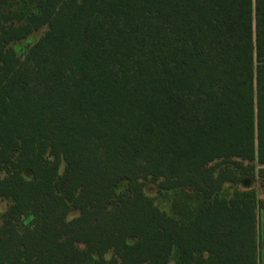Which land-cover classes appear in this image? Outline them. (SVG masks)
Masks as SVG:
<instances>
[{
  "label": "trees",
  "instance_id": "trees-1",
  "mask_svg": "<svg viewBox=\"0 0 264 264\" xmlns=\"http://www.w3.org/2000/svg\"><path fill=\"white\" fill-rule=\"evenodd\" d=\"M258 180L264 0H0V264H261Z\"/></svg>",
  "mask_w": 264,
  "mask_h": 264
},
{
  "label": "rangeland",
  "instance_id": "rangeland-1",
  "mask_svg": "<svg viewBox=\"0 0 264 264\" xmlns=\"http://www.w3.org/2000/svg\"><path fill=\"white\" fill-rule=\"evenodd\" d=\"M16 17L14 18V23H17L19 19H23V14L29 12V8L27 6H20L14 9ZM46 28L43 29L40 32H37L33 34L28 40L15 43L13 44V47L17 51L18 55L21 58H25L28 50L44 35L46 32ZM158 184L159 180L156 179H150L146 186V194L149 196H152L156 199V203L158 206H160L162 209L167 211L169 214H173L175 210V204L176 202H180L181 198L178 195L175 194H160L158 191ZM258 198L260 200H264V182L258 180L257 184L255 185ZM127 190V185L124 184L121 189L117 193L116 200L120 198ZM224 195L226 197H230L232 195V192L230 190H226ZM9 203L5 201L0 200V226L5 224V221L2 219V213L6 211L8 208ZM258 217H259V242L261 246L260 250V259L261 264H264V211L259 210L258 211ZM176 257L173 258L171 264H177L176 263Z\"/></svg>",
  "mask_w": 264,
  "mask_h": 264
}]
</instances>
